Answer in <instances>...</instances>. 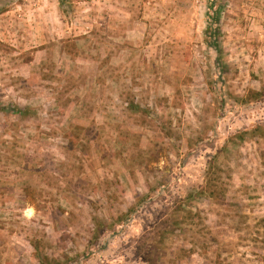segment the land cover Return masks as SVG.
<instances>
[{"label":"rangeland","instance_id":"obj_1","mask_svg":"<svg viewBox=\"0 0 264 264\" xmlns=\"http://www.w3.org/2000/svg\"><path fill=\"white\" fill-rule=\"evenodd\" d=\"M43 257L264 264V0H0V264Z\"/></svg>","mask_w":264,"mask_h":264},{"label":"crops","instance_id":"obj_2","mask_svg":"<svg viewBox=\"0 0 264 264\" xmlns=\"http://www.w3.org/2000/svg\"><path fill=\"white\" fill-rule=\"evenodd\" d=\"M130 12L134 13V16H133V17H138V18H137L138 21H142V20H140V18H141V17H140V15H141V14H140V10H137V11H132V10H131ZM35 16H36V15H35ZM36 19L38 20V21H35V22H36V25H37L38 23H40V22H39V15H37ZM137 23H138V27L136 28L137 32H134V31L130 30V32H131V34H130V39L133 38L135 42H136V39H135V38L138 36V34H139V36H140L141 33H142V32L139 33V30H138V29H139L140 27H141L142 29H143L144 27L146 28V24H144V23H142V22H137ZM145 28H144V29H145ZM124 32H125V31H124ZM124 32H122V33H124ZM122 33L119 34V35H118V33H115V36H118V37L120 38V40L117 39V40H119L120 42H122V39H121ZM126 33H127V32H126ZM139 36H138V37H139ZM132 41H133V40H132ZM131 44H132V43H131Z\"/></svg>","mask_w":264,"mask_h":264},{"label":"trees","instance_id":"obj_3","mask_svg":"<svg viewBox=\"0 0 264 264\" xmlns=\"http://www.w3.org/2000/svg\"><path fill=\"white\" fill-rule=\"evenodd\" d=\"M60 1V3H61V5H64V3H65V0H59ZM4 10V9H3ZM2 10V11H3ZM208 184V186L206 187L207 189H209V191L211 190V189H217L218 188V185H216V183H214V181L213 180H209V182L207 183ZM208 196V195H207ZM210 199H213V198H215V193H214V191L212 192V190H211V192H210V194H209V196H208ZM170 231H172L173 233L175 232L176 233V229L175 228H171L170 229ZM43 260V261H42ZM49 261V259L47 258V257H43V258H41V262H42V264H47L46 262H48Z\"/></svg>","mask_w":264,"mask_h":264}]
</instances>
